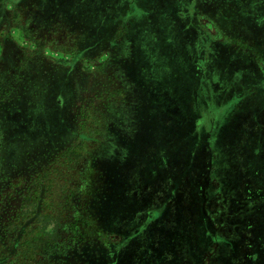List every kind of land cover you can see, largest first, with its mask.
Instances as JSON below:
<instances>
[{
	"label": "rangeland",
	"instance_id": "1",
	"mask_svg": "<svg viewBox=\"0 0 264 264\" xmlns=\"http://www.w3.org/2000/svg\"><path fill=\"white\" fill-rule=\"evenodd\" d=\"M80 1L0 0V41L12 39L0 42V233L22 238L17 249L10 243L1 264H264V243L254 245L251 224L244 223L264 200L238 207L222 191L221 178L240 182L232 170L242 163L262 176L264 75L236 58L242 78L231 88H257L241 106L244 116L255 112L256 128L248 125L241 139L223 143L229 165L222 163L226 157L220 162L229 170L213 180L215 169L205 175L195 159L202 148L215 147L213 121L233 102L217 101L224 90L214 82L213 90L207 85L206 92L198 87L191 94L184 68L196 39L204 54L217 49L211 46L220 35L217 14L234 4L242 3L248 31L264 33V3L133 0L131 6L138 1L145 7L148 21L134 25L133 44L117 37L114 51L88 32V19H79L98 0ZM132 9L120 14L118 25L130 26ZM31 52L54 59L50 88L36 75H45L49 63L34 61L40 72L29 76ZM124 55L135 61H122ZM231 57L218 54L206 76L233 79L235 65L220 61ZM142 74L148 84L141 85ZM199 189L202 199L196 201ZM234 197L246 201L240 192ZM211 220L218 241L209 237Z\"/></svg>",
	"mask_w": 264,
	"mask_h": 264
},
{
	"label": "trees",
	"instance_id": "2",
	"mask_svg": "<svg viewBox=\"0 0 264 264\" xmlns=\"http://www.w3.org/2000/svg\"><path fill=\"white\" fill-rule=\"evenodd\" d=\"M41 0H39L40 3ZM45 1V0H44ZM133 0H126L123 2H116V0H106V6L103 3V0H98L97 3H95V6L93 8H91V11L89 12H85L82 15H79V19L83 20V19H88V27L89 30L88 32L90 34H92L93 38L96 40H102L100 42H103V44H105L106 46H111L113 48V50L115 51L118 46H116L117 44V40L119 36H121V38H131L130 39V43L133 44L134 40H132L133 38V34L135 31L134 25L138 24L139 22H146L148 21V16L146 15V12L143 11V9L145 8L142 3H139L137 1V5H130L132 4ZM81 3H77L79 5H83V1H80ZM134 2V1H133ZM136 2V1H135ZM244 2V1H243ZM260 2L262 3L261 0L257 1V3ZM62 4V3H61ZM73 4V3H72ZM242 3H238V4H234L233 10L231 11H224V12H219L217 14V21H216V28L219 30L220 35H218V38L216 41H214V43L211 45L212 48L213 47H217V49H210L207 53L208 54H204V50H203V44L199 43L198 46H195L194 49L198 50V53H195L194 51L191 52V54L193 55H197L198 57H200V55L202 54V57L204 55V58H201V60L199 59V61H196V57L194 56L193 59H190V57L188 56L189 53L186 52V59H185V64L186 67L184 66V68L186 69L185 71H187V81L188 84L191 85L190 89H191V94H192V90L194 88H198V92L199 93H203L206 92V88L207 85L212 88L213 90V83L215 84V88H218V91L222 90L221 88H223V90L226 92L227 89L235 84H239L240 85V80L242 78L240 72H242V68L240 65H238L239 63H237L235 60L237 59H242L240 60L242 61H246L248 60L256 69H258V72L261 73L262 75H264V39L262 40L258 38V36L253 35V33H249L248 30L246 29V26H244L245 24L243 22H245L244 19V15L242 14L241 9L239 8V5H241ZM28 5V4H27ZM97 5H100L101 8H97ZM114 6L115 7V13L112 12L111 9H109L110 6ZM261 5V4H260ZM52 6V5H51ZM63 6V5H62ZM106 7V9H105ZM133 10L132 13H134V15H130L131 18L129 20L130 26L129 25H125L124 23L123 26L121 27V24L118 25L117 21L121 20L119 18L120 14H125L127 16V13L130 12L131 9ZM54 11V9H52ZM103 10H105L104 12V16H101L103 14ZM52 12V11H50ZM27 13V12H26ZM131 13V14H132ZM12 21L15 18V12L12 13ZM28 14H30V11L28 12ZM35 14L37 16V14H40V11H35ZM130 14V13H129ZM128 14V15H129ZM100 16V17H99ZM77 18V17H76ZM74 22H76L74 19H72ZM231 22H234V26H236V28H231ZM229 27H228V25ZM231 25V27H230ZM11 26V25H10ZM14 28V27H13ZM16 28H20L19 26ZM84 29V28H83ZM88 29V28H87ZM2 33H4V31H2ZM91 36V37H92ZM222 39V40H221ZM168 40L170 42H172L174 45L175 42L172 41L169 37ZM12 41V39L10 38V36H8L7 38L3 37V39H1V43L2 42H10ZM133 41V42H131ZM4 44V43H3ZM179 46V44H177ZM176 46V47H178ZM223 46V47H222ZM30 52V51H29ZM31 54L28 55L27 58V64H28V74L29 76H32L33 73H37L40 72L37 65H34V61H37L40 66L42 65H46L48 66V63L50 65V69L48 71H46L45 75H41V74H36L41 76L42 79H44V86L50 88L54 82V59H52L51 57H47L44 54L40 53L37 56V53L31 52ZM34 53V55H33ZM220 53H229L232 54V57L230 58L229 61H224V60H220L222 64H234L235 65V77L229 81L226 80L225 77H221L220 79H216V80H212L211 78H209V76L207 77L206 75H208V73L206 74V72L209 70L211 71V65L214 64V61L218 58V54ZM127 54V53H126ZM130 54L128 53V56ZM208 55V56H207ZM197 57V58H198ZM127 56L124 58H121L122 61L125 62V60H133L135 61L134 58L131 59H126ZM183 59V57H180V59H178V62ZM135 63V62H134ZM138 63V61H137ZM32 64V65H31ZM138 69H143L140 66V63H138ZM176 64V63H175ZM137 70V69H136ZM220 71V70H218ZM138 72V71H137ZM48 73V74H47ZM220 76H221V71H220ZM143 74L142 77L139 76V78H141V85L143 83H147L148 81H146V79L143 78ZM37 78V76H36ZM233 81V82H232ZM220 83H223V86H220ZM65 84H67L64 81ZM212 83V85H211ZM63 84V83H62ZM68 85V84H67ZM203 86V90H200V86ZM238 85V87H239ZM252 87V86H251ZM222 90V91H223ZM247 93L246 95L249 96L251 95L252 97H255L256 95V91L257 88L256 87H252L249 88L248 90H245ZM197 92V93H198ZM217 92V90H216ZM243 92V91H241ZM158 95V94H157ZM155 99V98H154ZM234 101L237 102L239 101L238 99H241V94L239 96H235V98L233 97ZM224 101V98L222 99V97L220 99H217V101ZM229 101V100H226ZM234 101H230L227 102V104L234 102ZM226 104V105H227ZM233 104V103H231ZM191 105V102H190ZM225 105V106H226ZM194 109V108H193ZM255 114V112H254ZM256 116V114H255ZM203 140V139H202ZM202 142V141H201ZM194 145H192L191 147L193 148V155L195 150H197V144H198V140L193 142ZM205 148H202V150H204ZM201 150V151H202ZM199 154V153H198ZM254 154V153H253ZM195 158L196 155H194ZM194 161H191V164ZM197 163V160L195 159V164ZM189 164V165H191ZM254 171V169L252 170V172ZM256 178H259V176L255 175ZM193 178V176H192ZM254 178V177H253ZM252 189L251 191L247 189H244V194L242 193V195L244 197H246V201L245 203H238V201L233 200L232 203H237L236 205H238V207H243L246 206L245 208L249 207V204L255 203V201L257 199H263L264 200V189H258L259 186L256 185L255 183H252ZM257 187V188H256ZM196 189V193H197V187L195 186H191V190ZM202 188V187H200ZM264 188V187H263ZM200 193L199 195L196 196V201H198L201 197V195L203 194L201 189H199ZM201 194V195H200ZM248 194V195H246ZM254 198V199H253ZM202 199V198H201ZM39 206V204H38ZM203 206V201L201 200V207ZM40 207V206H39ZM199 214V218L205 216L203 214L202 208L198 209ZM14 217H17V214L14 215ZM247 221H249V223L251 224V226L249 227L248 232L250 231L251 233L254 234V240L252 241L254 245L258 246L261 245L262 243H264V203L260 206L259 210L256 212H251L250 214H246L245 218H244V223H246ZM7 230L9 229L10 232L12 231H16V225H12V227L10 228V225H8ZM28 229V228H26ZM22 238L18 237L15 233L12 235V237H9L8 235H5L3 233H0V264L1 261L3 260H7V258L10 256V253L6 255V250L10 249V243L13 244V248L12 249H17V245L20 244ZM22 264H26V263H22Z\"/></svg>",
	"mask_w": 264,
	"mask_h": 264
},
{
	"label": "crops",
	"instance_id": "3",
	"mask_svg": "<svg viewBox=\"0 0 264 264\" xmlns=\"http://www.w3.org/2000/svg\"><path fill=\"white\" fill-rule=\"evenodd\" d=\"M263 3H264V0H262V3L258 2L257 4L262 5ZM1 14H2V12H1ZM198 18L199 17H196L195 20H197ZM259 21H261L259 23L263 22V20H259ZM244 26H246V29L248 30L247 25L245 24ZM248 32L252 33L250 31H248ZM261 32L262 31H259L258 33H253V35L258 34L256 36H258L259 39L262 38V40H263L264 39V33L263 32L261 33ZM199 43H200L199 40L196 39L192 44L195 47V46H198ZM118 51H121V50H118ZM194 52L198 53V50L194 49ZM194 56L196 57V61H199V59L201 60V58H202V54L200 55V57H198L197 55H194ZM122 58H124V56ZM211 85H212V83H211ZM231 87H229L226 92L224 91V93L222 95V99L224 98V101L229 100L228 102H230V99H233V97L235 98L236 95L239 96L240 94H241V99H238L239 101H237V102L234 101L236 103L234 108H232L234 105V102H233V105L231 107L228 106L225 111L223 110L222 111L223 114L218 115V117H217L218 122H216V120L213 121V127H214L213 130L215 129V131H218V132L215 135H211L210 138H211V141H213L215 143V145H214L215 147H213L212 145H211V147L208 146L207 148H205L204 150H202L200 152L198 159H196L197 160V166H199L198 169L200 171L204 172L205 175L207 173H210V171H213V169H215L216 172L211 173L213 180H217L219 178V175H218L219 172H220V174H221V172L222 173H224V172L228 173L226 170H229L228 167H226L224 169L222 168V163H223V165L224 164L229 165V160H228L227 155H226L227 151H226V149L221 148V146H224L223 143H225L226 140L229 141V138H231V137H234L236 139L239 137L238 139H241L243 136H245L247 134L246 133V127L248 125L252 126L253 128L254 127L256 128V123L254 121V119L256 117L255 114L252 113V115L248 116V114L245 112L246 116H244V113L241 111L243 109L241 106H244V104H246V100H245L247 97V95H246L247 92L245 91L246 89L240 90L237 87L236 89L232 90ZM203 89L204 88L201 85L200 90L202 91ZM241 91H243V92H241ZM262 109H264V108H262ZM245 117L248 118V119L246 118L248 123L242 124ZM241 119H242V122H240ZM231 122L234 123V127H233V123H232V125L230 124ZM236 122H240V123L237 124ZM216 127H217V130H216ZM249 139L250 138L248 137L247 140H249ZM251 139L252 140L254 139L253 135H252ZM247 140H245V141H247ZM251 154L252 155H250V156L253 157L254 154L253 153H251ZM245 156H247V155H245ZM223 157H226L227 159L223 160L221 163L220 159L222 160ZM242 157H243V154L239 153L237 156V161L239 160L240 162H242ZM205 163H207L208 166H205ZM203 165H204V167H203ZM241 165L242 166L239 165L241 168L239 166H237V168L235 170H232L234 172L237 171L239 176L235 174V177L240 178L241 179L240 182H238L237 180H235L234 178H231V177L230 178L224 177V175L221 177L222 178V186H223L222 189H227V190H222V191H227L228 196L230 197L229 201L235 200L234 196L236 195V192H240L241 194L242 193L244 194V189H247L246 191H248V190L251 191L252 186H254V185H252V183H255L256 185H258L259 186L258 189H264L263 188L264 187V171H261L262 174H259V175H262L261 177L259 176L260 178H256L255 176L251 175L252 170H251V167H249V165H243V163ZM201 167H203V169ZM254 170H256V169H254ZM257 179H262L263 183L261 182L262 183L261 184L260 180L258 181ZM203 187L204 186L202 185V188ZM221 194H222V192H221ZM246 195H248V194H246ZM204 217L205 216H203L202 218H204ZM211 223H212V225H211ZM211 223L209 221L210 228H212V231L210 233L212 235L209 234V237L214 241H218V240H220V236H218L217 231H216V226L214 225L212 220H211Z\"/></svg>",
	"mask_w": 264,
	"mask_h": 264
}]
</instances>
